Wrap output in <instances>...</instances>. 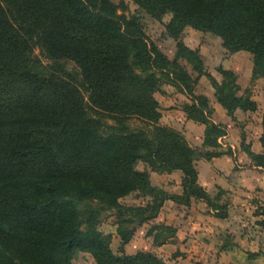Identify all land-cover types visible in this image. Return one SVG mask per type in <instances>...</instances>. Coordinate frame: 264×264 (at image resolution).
<instances>
[{"label": "trees", "instance_id": "16d2710c", "mask_svg": "<svg viewBox=\"0 0 264 264\" xmlns=\"http://www.w3.org/2000/svg\"><path fill=\"white\" fill-rule=\"evenodd\" d=\"M135 2L151 18L171 14L166 29L177 40L193 27L218 37L229 53L250 52L252 81L264 76V0ZM183 44L170 60L148 40L140 15L127 20L109 0H0V264H73L77 251L90 252L98 264H167L152 251L125 253L136 227L153 221L168 199L185 205L203 199L217 208L198 182L195 161L231 152L219 150L226 131L211 121L208 98L194 93L191 74L178 62L191 60L201 74V56ZM37 45L56 61H74L79 85L36 72ZM220 73L215 96L228 112L255 110L250 96L239 95L236 73ZM170 76L193 97L184 107L187 117L206 126L203 146L211 150L204 154L159 124L155 94ZM135 116L148 127L132 128ZM261 142L264 148V117ZM248 154L264 168V152ZM140 162L154 171H181L183 192L152 185ZM134 191L152 201L128 209L141 216L137 221L122 218L133 229L120 230L117 254L96 229L100 212L120 210L119 199ZM159 227L169 232L156 234L160 243L173 236L172 226Z\"/></svg>", "mask_w": 264, "mask_h": 264}, {"label": "crops", "instance_id": "0c3cea01", "mask_svg": "<svg viewBox=\"0 0 264 264\" xmlns=\"http://www.w3.org/2000/svg\"><path fill=\"white\" fill-rule=\"evenodd\" d=\"M219 42L221 46L216 47L215 52L212 51V60H215L216 64L220 62L224 69L235 72L238 78H245L247 83L252 82L254 66L252 54L248 51H238L223 55L226 49L221 41ZM204 50L202 46L200 53L203 60H205ZM242 92L244 91H241L239 95H242ZM194 93L208 98L212 108L209 118L214 123L222 125L226 131L225 135L218 140L221 145L219 150L231 152L211 159H197L195 165L198 170V182L211 197H217L219 192L223 191L231 197L232 202L227 209L220 212L221 207L218 203H216L217 208H213L203 199L192 198L188 204L189 217L196 218L205 224L202 223L203 226L199 227L195 226L196 224L180 225L173 220L167 222L166 225L175 229L174 234L165 242L161 244L159 242L154 252L167 264H174L179 259L181 261L193 259L194 262H202L201 264H264V238L260 239L256 234L261 232L264 235V168L255 165L248 154V151L257 154L264 152L261 142L264 117V76L254 81L251 99L257 104L255 110L236 109L229 113L217 100L215 87L205 75L199 78ZM180 111L177 105L169 110L170 115H176ZM185 119L189 127H186V130L191 131L185 132L186 137L193 136L192 131L201 132L200 135L195 136L197 138L195 146L203 148L206 126L188 117ZM172 174H179L175 181L177 191L174 192L181 194L183 174L181 171H174ZM172 203L177 204L172 199L166 200L161 210L172 207ZM177 205L185 204L178 203ZM170 213L172 214V211ZM219 213H226V216L219 217ZM245 215L253 217L254 221L258 220V223L254 224V228H248L240 233L238 228L240 219L237 218ZM244 231L247 233L245 234ZM224 234H231V241L225 243ZM170 248L171 251L174 250V253L171 257H167L163 251L170 250Z\"/></svg>", "mask_w": 264, "mask_h": 264}, {"label": "rangeland", "instance_id": "374dc122", "mask_svg": "<svg viewBox=\"0 0 264 264\" xmlns=\"http://www.w3.org/2000/svg\"><path fill=\"white\" fill-rule=\"evenodd\" d=\"M116 10V13L118 15H122L126 17L127 20H131L134 15H140L143 20L144 30L146 33V36L150 42L155 43L162 51L165 53L170 60H174L177 58L178 53V42L184 43L183 45L187 46L190 49L196 50L199 55L201 56L200 50L205 49V60L202 59L203 65H202V71L201 74H199L198 71L194 69V65L187 60L186 58H179L178 62L181 66L184 67V69L192 75V79L194 80L193 87L196 88L197 82L199 78L203 75L206 76V78L209 80V82L214 86V83H218L222 81L223 77L220 73V69H222V65L220 62H214L212 60V51H216V47L221 46L220 39L214 35H210L207 33H203L202 31H199L193 27H187L182 35L180 36V40H177L173 37H171L166 29V24L169 23L172 15L167 14L161 19H155L149 17L144 11L139 9L138 4L135 2V0H109ZM210 47V48H206ZM222 53V52H221ZM229 52L225 50L223 52V55H227ZM33 55L35 56V71L43 76L50 77L51 75H60V77H65L69 80L74 81L77 85H79L81 80V71L80 68L77 66V64L68 59H60V60H54L50 58L45 50H43L40 46H35L33 49ZM214 56V55H213ZM202 58V57H201ZM169 70H172L170 68ZM159 75H161L159 73ZM237 75V74H236ZM161 78H164V76H160ZM245 79V78H244ZM244 79L238 78L237 75V83L239 84L240 91L243 95L247 94L251 97L253 94V86L254 82L247 83ZM192 81V80H191ZM239 81V82H238ZM163 85L161 86L160 91H158L155 96L160 102V109L162 113V117L159 120V124L163 126H169L178 132H180L188 141V143L193 146L196 149H199L203 154L211 148L203 147V149L200 148V146H195L196 135H200L201 132L198 131H192L193 136H190L189 138L186 137L185 132L187 128V115L184 111V107L186 104H190L193 100V97L189 95V93L179 84L177 81H172V78H165L163 81ZM191 85V83H190ZM242 86V87H241ZM175 105L179 106L180 112H178L176 115L171 114L169 110L173 108ZM109 123H112L111 120H109ZM130 126L134 129H145L148 127V123L139 117H131L129 119ZM172 126H176L177 128H174ZM187 127V128H186ZM179 128V129H178ZM200 131V130H199ZM188 132H191L190 130ZM224 151V150H223ZM197 159H204L203 156L197 157ZM138 168L141 170H147L150 175V181L151 184L163 189L169 194H175L174 191H177V187L175 186V181L177 179V176L179 174H172V172H159L154 171L150 168V166L144 162H140L138 164ZM174 172V171H173ZM168 174V175H167ZM170 174V175H169ZM162 186V187H160ZM170 192H168V191ZM152 199L148 196H143L141 191H134L130 193L129 195H126L119 199V203L121 204L122 208L120 210L118 209H108L103 212H100L99 216V222L97 224L96 229L100 231L103 235V237L109 242V246L112 249L114 253L119 254L122 244V238L120 234V230L124 229L125 231H129L132 228V225H128L126 223L121 224L122 218L123 219H132L137 221L140 219L141 216H138L136 212L130 211L128 209L132 208L135 210L137 207L147 205L148 203H151ZM231 197L223 191H220L219 194L216 197L215 203H218V205L221 207V211H224L228 208V205L231 203ZM178 204V203H177ZM176 203H172V207L166 208L164 210H160L158 216L152 221L149 220L145 222L144 224L136 227L135 232L133 233V236L131 237L130 241L124 246L125 253L126 254H135L138 251H152L154 252V249L157 248L159 241L156 240L155 236L157 233L161 232L163 235L168 234V230H163L161 225H166V223L171 222L172 220L174 222L179 223L180 225H190V224H196L195 226H203L205 222H201L200 220H197L196 218H190V214L188 212L189 205H177ZM93 206L99 207V203L94 202L92 204ZM261 209V208H260ZM172 211V214L170 213ZM121 213H123L121 215ZM175 214V216H173ZM220 217V216H219ZM190 218V219H189ZM189 219V220H188ZM239 220L240 226L238 227L240 229V233L243 232V230H246L248 228H254V224L258 223V220L253 219V217L245 215L237 218ZM188 220V221H184ZM183 221V222H182ZM260 221V220H259ZM185 222V223H184ZM203 223V224H202ZM231 225V224H230ZM158 226V227H157ZM168 226V225H167ZM238 229V230H239ZM256 230L258 228H255ZM255 230V231H256ZM245 234L247 233L244 231ZM260 239L264 238V235H262L261 232L256 233ZM231 234H224V241L225 243L228 241H231ZM161 244V243H160ZM174 251V250H173ZM170 250H165L163 253L167 255V257H171V255L174 253ZM156 253V252H154ZM195 260L189 259V261H181V259L177 260L174 264H201L202 262H194ZM73 264H98L95 260L94 256L87 251H77L74 255ZM173 264V263H172Z\"/></svg>", "mask_w": 264, "mask_h": 264}]
</instances>
